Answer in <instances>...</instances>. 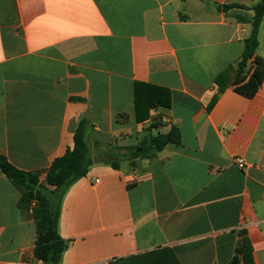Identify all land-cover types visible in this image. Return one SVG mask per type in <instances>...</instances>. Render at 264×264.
I'll return each mask as SVG.
<instances>
[{"label": "crops", "instance_id": "crops-1", "mask_svg": "<svg viewBox=\"0 0 264 264\" xmlns=\"http://www.w3.org/2000/svg\"><path fill=\"white\" fill-rule=\"evenodd\" d=\"M259 1L0 0V154L43 183L90 123L94 164L63 198L60 264L159 250L231 264L244 238L239 264H264V82L251 99L234 90ZM173 128L180 145L109 165ZM20 198L0 170V264H39L34 204Z\"/></svg>", "mask_w": 264, "mask_h": 264}, {"label": "trees", "instance_id": "trees-1", "mask_svg": "<svg viewBox=\"0 0 264 264\" xmlns=\"http://www.w3.org/2000/svg\"><path fill=\"white\" fill-rule=\"evenodd\" d=\"M233 6H224L226 10ZM241 7V6H236ZM254 18L250 36L245 40L242 60L237 67V79L234 90L247 98H254L264 82V59L256 56L259 47V32L264 19V0L253 8ZM250 65V67H249ZM249 68V70H248ZM136 86L135 103L136 117L140 122V91ZM166 101H149V106L168 104L169 97L162 95ZM151 100V99H150ZM213 106V103L211 107ZM90 123L82 118L74 135V147L62 157L57 158L46 172L45 181H40V175L15 167L6 157L0 154V170L21 194V207L33 206L36 221V244L34 258L39 264H60L67 242L59 233V223L63 198L67 191L80 179L86 177L94 164L92 148L89 141ZM181 134L173 128L168 134H149L137 145L125 148L123 154L115 157L109 165L119 169L120 161L127 159L135 165L138 159H150L169 145H180ZM116 150H120L117 148ZM247 240L244 238L241 247L236 250V256L231 264H239V256L245 259ZM111 264H180L174 253L169 250H159L126 259L117 260Z\"/></svg>", "mask_w": 264, "mask_h": 264}, {"label": "built area", "instance_id": "built-area-1", "mask_svg": "<svg viewBox=\"0 0 264 264\" xmlns=\"http://www.w3.org/2000/svg\"><path fill=\"white\" fill-rule=\"evenodd\" d=\"M164 122H166V120H164ZM234 162L238 165V167L240 169H244L245 166H246V162H245V160L242 157L234 158ZM97 182H99V181L97 180Z\"/></svg>", "mask_w": 264, "mask_h": 264}, {"label": "rangeland", "instance_id": "rangeland-1", "mask_svg": "<svg viewBox=\"0 0 264 264\" xmlns=\"http://www.w3.org/2000/svg\"><path fill=\"white\" fill-rule=\"evenodd\" d=\"M120 163H122V161H120Z\"/></svg>", "mask_w": 264, "mask_h": 264}]
</instances>
